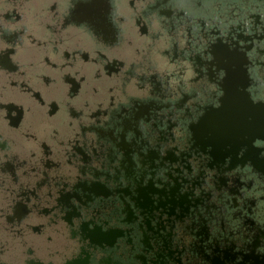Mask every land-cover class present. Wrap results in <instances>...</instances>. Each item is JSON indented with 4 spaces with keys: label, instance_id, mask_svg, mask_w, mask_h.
Segmentation results:
<instances>
[{
    "label": "flooded vegetation",
    "instance_id": "obj_1",
    "mask_svg": "<svg viewBox=\"0 0 264 264\" xmlns=\"http://www.w3.org/2000/svg\"><path fill=\"white\" fill-rule=\"evenodd\" d=\"M88 3L0 0V264H264V0Z\"/></svg>",
    "mask_w": 264,
    "mask_h": 264
},
{
    "label": "snow or ice",
    "instance_id": "obj_2",
    "mask_svg": "<svg viewBox=\"0 0 264 264\" xmlns=\"http://www.w3.org/2000/svg\"><path fill=\"white\" fill-rule=\"evenodd\" d=\"M96 7V0H89V3L83 7V11L89 15L92 9ZM104 13H102L99 18L103 19ZM228 79V77L224 78V82ZM224 87V86H223ZM226 95V89L224 88L223 97ZM222 105H217V110L221 109ZM214 146V145H213Z\"/></svg>",
    "mask_w": 264,
    "mask_h": 264
}]
</instances>
